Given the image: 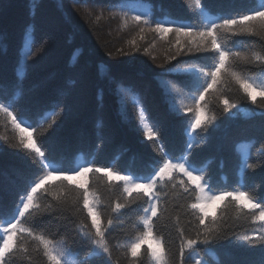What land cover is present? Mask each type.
Returning <instances> with one entry per match:
<instances>
[{"label": "trees", "instance_id": "trees-1", "mask_svg": "<svg viewBox=\"0 0 264 264\" xmlns=\"http://www.w3.org/2000/svg\"><path fill=\"white\" fill-rule=\"evenodd\" d=\"M200 3L201 8L195 0H0V102L11 104L14 115L22 113L36 127L32 138L41 142L56 169L79 168L83 162L143 177L162 163L165 153L174 159L187 154L213 190L247 189L255 198L264 197V98L257 95L253 104L230 80L218 86L219 94L209 90L200 104L216 120L191 133V139L200 143L192 141L193 148L187 149L186 130L194 121L198 97L189 90L190 77L184 70H207L215 54L196 52L186 38L177 44L173 33L161 39L153 30L156 22L200 28L209 20L248 14L264 0ZM136 15L142 17L139 22L132 19ZM223 43L249 57L264 55V32L228 36ZM236 68L249 79L264 82V63L237 60ZM206 79L201 75V84ZM218 96L235 102L237 109L224 112ZM140 106L158 132L152 140L144 135ZM19 136L11 118L0 113V214L4 219L16 215L21 196L47 171L34 153L19 145ZM242 159L254 168L242 170ZM65 173L71 172L53 173L58 178L45 185H53L51 191L41 190V207L20 218L23 226L70 252L63 258L70 264H131L127 249L141 235L146 197L125 199L122 181L110 183L102 172L89 173L86 184L99 197L97 208L110 251L97 256L91 242L94 233L89 235L91 220L82 200L75 203L74 190L80 183L64 180L61 184ZM174 175L176 187L160 188L161 211L154 218L153 231L163 240L170 264H180L182 244L196 238L203 226H198L188 207L194 195L184 192L180 174ZM53 193L60 194V201ZM116 202L127 206L115 213ZM216 215L211 243L197 245L198 253L189 254L185 248L184 264H196L200 258L205 264H264V243L239 239L244 234L259 235L261 224L252 223L247 210L238 214L235 202L227 200ZM22 235L20 244L27 251L17 249L9 264H49L38 242ZM147 248L143 246L137 264H155Z\"/></svg>", "mask_w": 264, "mask_h": 264}, {"label": "snow or ice", "instance_id": "snow-or-ice-1", "mask_svg": "<svg viewBox=\"0 0 264 264\" xmlns=\"http://www.w3.org/2000/svg\"><path fill=\"white\" fill-rule=\"evenodd\" d=\"M195 2L197 7L201 8L200 0H195ZM201 11L203 12L204 10L201 9ZM132 19L139 22L142 17L136 15ZM144 23L147 24L148 21L145 19ZM153 30L160 34L161 39H164L168 33H173L176 36L177 44L181 43L182 38H186L192 46V49L196 52L211 51L215 54V62L207 70L204 67L195 69L186 68L184 70V74L190 77L189 90L196 92L198 97L194 101L196 104L194 121L190 129L186 130V135H191V133L197 132L198 129H206L216 120L215 116L206 115L207 109L204 105L200 104V101L205 100V95L209 90H213L216 94H219L220 87L218 86H223L226 81L230 80L239 85L253 104L256 103L257 95L264 98V82L258 83L254 79H249L236 68L237 60L246 63L252 60L264 63V55L254 54L249 57L239 50L230 49L223 43L228 36H252L264 32V4H261L248 14L225 16L216 20H209L202 27L196 29H193L191 26H185L183 23L166 26L161 22H156ZM31 54V52L28 53L29 56ZM24 63L26 67L27 57L24 58ZM201 75L207 78L204 84L200 82ZM218 98L223 104L224 112L237 109L235 102H230L226 97L218 96ZM189 110L192 111V109ZM0 113L10 117L12 124L20 133L19 145L23 149L34 153L39 158V163L42 165V168L47 169V171L39 175L38 179H34L30 185V190L21 196L16 215L4 219L2 214H0V220L3 221L0 223V231H2V234H0V264H9V258L15 254L17 249L27 251L20 244V240L25 238L22 234H26L27 237H31L34 241L38 242L37 248L39 250L42 247L43 255L47 258L49 264H70V261L63 259L66 255L70 256V252H66L64 248L57 246L53 240L46 238L44 235L37 234L33 228L24 227L23 221L20 219L24 218L26 213H30V210H36L41 207L38 203V195L41 190L45 192L51 191L53 185L49 184L47 188H45V185L48 181L58 178L53 175L56 171H70L72 173V175H65L63 180L60 181L61 184H63L64 180L71 182L74 176L87 177L89 173L103 171L109 178L110 183L113 180L123 182L122 189L125 194V199L146 197L143 200L144 205H146L143 209L144 215L140 220V223L143 225L141 235L135 241L131 242L127 249L131 264H137V259L141 255L142 248L148 241H152L156 245L153 247L149 243L147 248L148 255L151 256L155 264H170L166 257L163 240L158 238L153 230L154 218H157L161 211L160 188L167 184L176 187L175 181L177 180V176L174 175L175 173H179L181 176L179 184L183 188V191L186 193L191 192L194 195V200L188 207L192 210L198 226H203L196 238H188L182 244L180 249V264H184L185 248L188 249L189 254L198 253L201 250L197 249V245H208L211 243L209 237L215 231V225L218 219L216 215L217 208L221 204H224L226 200L229 203L235 202V208L238 214H244L245 210H247L252 223L261 224L259 235L254 234L250 236L244 234L239 239L247 242L259 241L260 243H264V197L255 198V194L250 193L247 189L236 191L213 190L205 180L202 171L188 158L187 154L180 159H174L165 153V158L162 163L158 167H155L150 174L143 177H137L131 173L121 175L119 172H114L111 168L92 167L89 165L75 169H56L46 155V149L41 146V142L32 138L36 127L30 124L22 113L14 115V108L11 104L0 102ZM144 129V135L149 140L154 139L158 135L155 128L149 126L148 123L144 124ZM24 133H27V137L23 135ZM192 141L200 143L195 137H192ZM193 146V142L190 141L187 144V149L190 150ZM250 155L251 153H249V157ZM240 167L242 170L252 169L254 165L249 163L248 160L242 159ZM183 177L187 179L185 180ZM189 185L193 187L190 188ZM74 191H77L75 203L79 204L82 200V207L86 210L87 217L91 220V232L89 235L91 236L94 233L91 242L98 249L96 255H110L106 237L107 229L102 227V213L97 208L99 197L94 191L89 190L86 183L76 185ZM53 195L57 201H60L61 196L59 193H53ZM126 206L125 203L116 202L112 210L115 213H120ZM206 221H209V223L206 224ZM107 223L111 227L113 220L109 218ZM200 235H203L204 238L200 239ZM196 264H205V261L203 258H200L196 260Z\"/></svg>", "mask_w": 264, "mask_h": 264}, {"label": "rangeland", "instance_id": "rangeland-1", "mask_svg": "<svg viewBox=\"0 0 264 264\" xmlns=\"http://www.w3.org/2000/svg\"><path fill=\"white\" fill-rule=\"evenodd\" d=\"M121 100V102H122V98L120 99ZM140 122H141V124H142V126L144 127V124L145 123H148L149 124V126H151V124H150V122H149V120H148V118H147V116H146V114H145V111L143 110V108H142V106H140ZM190 141L192 142V139H191V135H190ZM184 157V156H183ZM180 159V158H179ZM80 163V166L79 167H81V166H84V164H83V162H79ZM90 166V165H89ZM93 167V166H92ZM113 170V169H112ZM114 171V170H113ZM115 172V171H114ZM102 173H104L103 171H102ZM105 174V173H104ZM119 174H121V175H123L122 173H119ZM65 175H72V173H65L64 174V176ZM88 176H89V174H88ZM88 176L87 177H73V179L72 180H74V181H77L78 183H80V184H85V183H87V180H88ZM205 176V175H204ZM206 191H207V189H206ZM222 205V204H221ZM149 243H151L152 245H153V247H155L156 245L152 242V241H148L147 243H145L144 245H148Z\"/></svg>", "mask_w": 264, "mask_h": 264}]
</instances>
